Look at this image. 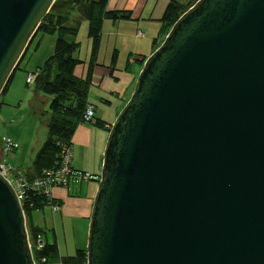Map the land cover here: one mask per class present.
Returning a JSON list of instances; mask_svg holds the SVG:
<instances>
[{
    "label": "water",
    "instance_id": "obj_1",
    "mask_svg": "<svg viewBox=\"0 0 264 264\" xmlns=\"http://www.w3.org/2000/svg\"><path fill=\"white\" fill-rule=\"evenodd\" d=\"M55 1L0 0V97ZM85 252L264 264V0H197L146 58L108 132ZM0 264H35L1 174Z\"/></svg>",
    "mask_w": 264,
    "mask_h": 264
},
{
    "label": "crops",
    "instance_id": "obj_2",
    "mask_svg": "<svg viewBox=\"0 0 264 264\" xmlns=\"http://www.w3.org/2000/svg\"><path fill=\"white\" fill-rule=\"evenodd\" d=\"M175 1L185 5L188 0ZM168 4L169 0H107V10L129 12L131 19L114 22L105 20L102 23L99 48L93 62L87 94V103L94 106L93 120L89 124L79 125L71 140L74 171L78 174H89L91 179L73 180L67 189L59 188L52 191L53 199L59 204V210L54 215H59L62 220L75 218L82 226L89 224L109 129L129 100L146 58L161 43L159 36L161 19ZM87 30L88 24L83 21L79 24L76 35V41L79 44L77 57L81 64L75 68L74 75L79 79H83L89 69L91 43L87 36ZM138 33H141L142 36H139ZM54 43V36L37 33L16 71H25L28 68L27 76L36 72L52 54ZM12 77L7 90H10ZM26 78L25 87L35 90V83L26 84ZM12 95L14 96L16 93ZM5 97V94L0 97V122L4 117V108L9 104ZM27 99H29L28 93L22 100ZM40 100L43 104L46 101L43 97ZM10 102L14 101L10 99ZM28 105L30 111L26 117L19 116L15 135L11 137L10 132L6 130V136H1V138H7L17 144V148L10 152L12 155L10 167L15 169L27 167L32 161L34 152H37L43 142L40 141L34 145L37 148L35 151L30 142H24L26 128L35 124V110L41 109L38 107V100H33L32 97L29 99ZM21 112L17 111L16 113ZM96 122L101 123L104 129L98 128L95 125ZM30 225L34 227L32 216ZM54 243H56L55 234ZM57 247L59 251L60 248L58 245Z\"/></svg>",
    "mask_w": 264,
    "mask_h": 264
},
{
    "label": "trees",
    "instance_id": "obj_3",
    "mask_svg": "<svg viewBox=\"0 0 264 264\" xmlns=\"http://www.w3.org/2000/svg\"><path fill=\"white\" fill-rule=\"evenodd\" d=\"M196 1L188 0L185 5H181L175 0H169L161 19L159 31L161 42L178 17ZM106 3L107 0H56L40 23L37 33L54 36L55 43L52 54L36 72L30 74L35 85L41 80L39 91L46 95L49 101L45 113L37 111L47 130L45 138L31 163L20 169L28 181L42 179L46 173L54 171L59 166L62 147H71L73 134L82 124L84 112L89 105L87 103L89 80L99 48L102 23L105 20L114 22L131 19L129 12L107 10ZM83 21L88 24L87 36L91 43V52L88 72L83 79H79L74 75L75 68L81 64L77 57L79 44L76 35L79 24ZM8 85L9 82L2 95L5 94ZM95 125L104 129L99 122ZM51 198L53 197L37 193L31 196V206H23L28 224L33 212L50 205H57L59 208L58 202ZM28 233L35 264H86L85 249H78L73 256L63 257L56 243L42 242V230L30 225ZM38 237L41 242L39 249L36 247Z\"/></svg>",
    "mask_w": 264,
    "mask_h": 264
},
{
    "label": "rangeland",
    "instance_id": "obj_4",
    "mask_svg": "<svg viewBox=\"0 0 264 264\" xmlns=\"http://www.w3.org/2000/svg\"><path fill=\"white\" fill-rule=\"evenodd\" d=\"M28 69V68H27ZM27 69L15 71L12 77V83L9 88L5 92V99L9 103L4 108V117L0 122V137L3 135L6 136V130H8L13 137L16 133V125L19 121V116H27L29 109V99L32 97L33 100H38V107L44 110V113L48 110V101L49 98L38 91L29 87L28 89L24 85L25 78L27 76ZM33 73V72H32ZM31 73V74H32ZM33 92V93H32ZM16 95H12L15 94ZM29 94V99L22 100L24 95ZM33 94V96L31 95ZM36 93V94H35ZM35 94V95H34ZM15 97V98H14ZM43 97L46 101L44 104L41 102L40 98ZM12 99L14 102H10ZM24 105V106H23ZM23 106V107H21ZM40 109V110H41ZM23 110V111H22ZM17 111H22L17 114ZM37 111L35 110V124L28 126L26 128V135L24 138V142H30V145H36L40 141L44 140V137L47 133L46 127L42 122V119L38 116ZM42 112V111H41ZM45 120V118H43ZM17 145V144H16ZM37 148L34 146V151ZM38 151V150H37ZM34 152L33 155H35ZM11 153L5 154L3 156V161L6 163L8 168L15 169L11 166L12 158ZM29 156V155H28ZM53 212H51L49 207L44 208L43 210L35 211L32 213L33 224L34 227L42 230V242L53 243L54 242V234L56 237V243L60 248V255L63 257L73 256L78 249L86 248V240H87V232L88 226L80 224L78 220L75 218H68L66 220H62L59 215L56 216ZM30 223L28 224L26 221L27 231L29 229ZM86 233V234H85ZM29 234V233H28ZM30 243V240H29ZM52 264H60V263H52ZM76 264V263H71Z\"/></svg>",
    "mask_w": 264,
    "mask_h": 264
},
{
    "label": "built area",
    "instance_id": "obj_5",
    "mask_svg": "<svg viewBox=\"0 0 264 264\" xmlns=\"http://www.w3.org/2000/svg\"><path fill=\"white\" fill-rule=\"evenodd\" d=\"M142 36L141 33H138ZM159 46V44H158ZM34 82L32 75H28L26 78V84L30 85ZM94 116V106L88 105L83 115L82 124H89L92 122ZM17 145L7 138H2V151L3 156L15 150ZM61 159L59 166L52 172L46 173L42 179H35L28 181L24 177V173L20 169L8 168L6 163L0 161V174L11 184L13 187L22 210L23 206H31L30 199L34 193L45 197H52V191L55 188L67 189L73 180H88L91 179L89 174H78L73 169V153L70 146H63L61 149ZM53 199V198H51ZM50 199V200H51ZM51 212H58L57 205H50ZM36 247L41 248V242L38 237ZM31 249V246H30ZM32 252V249H31Z\"/></svg>",
    "mask_w": 264,
    "mask_h": 264
},
{
    "label": "clouds",
    "instance_id": "obj_6",
    "mask_svg": "<svg viewBox=\"0 0 264 264\" xmlns=\"http://www.w3.org/2000/svg\"><path fill=\"white\" fill-rule=\"evenodd\" d=\"M160 44H161V43H160ZM160 44H159V45H160ZM156 48H157V47H156Z\"/></svg>",
    "mask_w": 264,
    "mask_h": 264
}]
</instances>
